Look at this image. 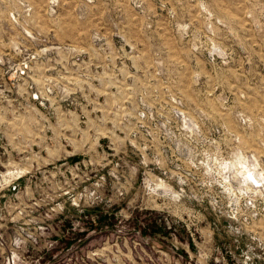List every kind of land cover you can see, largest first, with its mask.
<instances>
[{"label": "rangeland", "instance_id": "1", "mask_svg": "<svg viewBox=\"0 0 264 264\" xmlns=\"http://www.w3.org/2000/svg\"><path fill=\"white\" fill-rule=\"evenodd\" d=\"M0 264H264V0H0Z\"/></svg>", "mask_w": 264, "mask_h": 264}]
</instances>
